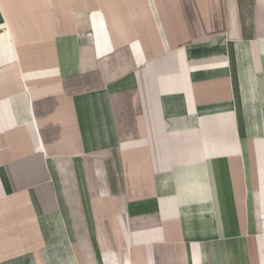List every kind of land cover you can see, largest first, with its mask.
<instances>
[{
	"label": "crops",
	"instance_id": "0c3cea01",
	"mask_svg": "<svg viewBox=\"0 0 264 264\" xmlns=\"http://www.w3.org/2000/svg\"><path fill=\"white\" fill-rule=\"evenodd\" d=\"M0 264H264V0H0Z\"/></svg>",
	"mask_w": 264,
	"mask_h": 264
}]
</instances>
